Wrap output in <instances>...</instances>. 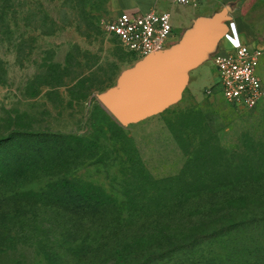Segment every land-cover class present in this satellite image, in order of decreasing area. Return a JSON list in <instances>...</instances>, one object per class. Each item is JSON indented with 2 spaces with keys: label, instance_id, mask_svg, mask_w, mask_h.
<instances>
[{
  "label": "rangeland",
  "instance_id": "rangeland-1",
  "mask_svg": "<svg viewBox=\"0 0 264 264\" xmlns=\"http://www.w3.org/2000/svg\"><path fill=\"white\" fill-rule=\"evenodd\" d=\"M115 5L0 0V141L9 140L2 159L13 173L0 172L8 176L0 177V264H264V189L230 234L204 240L198 252L166 249V257L150 260L160 247L153 239L146 243L153 248L127 247L123 259H96L95 242L103 247L107 237L93 215L51 207L50 198L62 194L49 185L64 178L121 200L144 195L151 179L202 171L217 181L219 171L236 179L247 169L258 181L255 171L264 170V98L255 108L224 99L213 63L220 50L207 54L164 111L129 125L114 120L101 98L139 63L105 27ZM248 7L263 37L247 42L264 45V5ZM37 149L48 158L37 160Z\"/></svg>",
  "mask_w": 264,
  "mask_h": 264
},
{
  "label": "trees",
  "instance_id": "trees-1",
  "mask_svg": "<svg viewBox=\"0 0 264 264\" xmlns=\"http://www.w3.org/2000/svg\"><path fill=\"white\" fill-rule=\"evenodd\" d=\"M37 150V160L48 158L47 153ZM8 151L9 140L0 141V172L12 171V165L2 159ZM239 170L236 179L219 171L217 181L206 178L202 171L193 179L184 174L151 179L144 184V195L121 200L64 178L60 184L49 185L51 191L62 194L49 201L53 209L79 216L93 215L94 224L104 229L103 235L107 237L103 247L95 242L94 253L102 251L94 255L96 259L103 255L123 259L127 247L148 245L152 239L155 247H160L148 245L153 248L149 260L158 253L159 258H164L167 254L161 253L166 249L175 255L188 248L198 252L200 247L195 249L204 240H217L230 234L233 227L246 223L249 213L243 212L253 202L256 191L264 189V170L255 171L258 181L251 178L253 170ZM20 172L28 174V167L22 165ZM0 177L8 178L4 173Z\"/></svg>",
  "mask_w": 264,
  "mask_h": 264
},
{
  "label": "built area",
  "instance_id": "built-area-1",
  "mask_svg": "<svg viewBox=\"0 0 264 264\" xmlns=\"http://www.w3.org/2000/svg\"><path fill=\"white\" fill-rule=\"evenodd\" d=\"M192 4L198 0H175ZM107 31L119 38L140 62L170 47L174 37L172 14L159 10L148 13L121 12L105 23ZM219 74L218 88L232 106L255 108L264 98V45L241 43L214 55Z\"/></svg>",
  "mask_w": 264,
  "mask_h": 264
},
{
  "label": "water",
  "instance_id": "water-1",
  "mask_svg": "<svg viewBox=\"0 0 264 264\" xmlns=\"http://www.w3.org/2000/svg\"><path fill=\"white\" fill-rule=\"evenodd\" d=\"M215 43L199 35L176 49L151 54L136 69L126 72L118 85L101 98L103 107L122 125L159 114L178 100L195 60Z\"/></svg>",
  "mask_w": 264,
  "mask_h": 264
},
{
  "label": "crops",
  "instance_id": "crops-1",
  "mask_svg": "<svg viewBox=\"0 0 264 264\" xmlns=\"http://www.w3.org/2000/svg\"><path fill=\"white\" fill-rule=\"evenodd\" d=\"M247 2L264 5V0H198L192 4H179L175 0H115L118 12L115 17L123 11L170 12L175 31L170 42L171 49H176L185 41L199 35L216 41L211 50L205 51L195 60V65L188 72L189 80L190 73L204 65L210 51H229L241 43L263 37L248 20L252 15V7L245 8Z\"/></svg>",
  "mask_w": 264,
  "mask_h": 264
}]
</instances>
